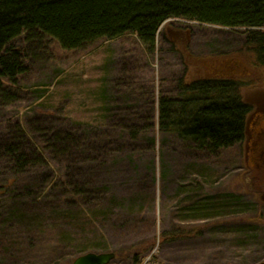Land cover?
Here are the masks:
<instances>
[{
	"label": "rangeland",
	"instance_id": "obj_1",
	"mask_svg": "<svg viewBox=\"0 0 264 264\" xmlns=\"http://www.w3.org/2000/svg\"><path fill=\"white\" fill-rule=\"evenodd\" d=\"M176 29L186 30L176 33ZM235 31L167 21L158 36V51L150 60L133 34L101 39L81 50L63 49L53 38L40 34L37 42L28 43L22 35L14 45L27 52L25 64L29 68L20 75L25 92L16 105L2 112L0 123L18 117L23 122L36 119V126L48 130H66L78 122L83 129L87 126L93 131L103 114L104 90L112 89L117 80L126 77L132 84H141L146 92L155 89L156 95L163 81V90L168 93L171 81L180 73L181 49L187 45L201 58L220 57L222 53L235 56L245 50L242 32ZM226 66H230V75H241V96L252 106L242 142L209 157L189 146L183 149L171 139L164 148L161 143L156 145L154 156L147 151L144 155L132 152L112 155L100 163L90 162L87 177L98 185H107V197L117 198V206L110 208L112 214L104 216L97 207L88 210V220L72 228L78 237L53 225L27 253L23 240L11 247L0 246V264H73L88 252L116 253L110 264H263L264 67L242 61H229ZM123 92L113 91L117 98L114 105L124 106ZM138 92L131 95V100L138 97ZM61 166L65 168V164ZM50 167L59 170L57 164ZM22 180L25 183V178ZM230 194L243 197L244 206L237 214L230 208L201 218L188 213L192 205L210 196L224 201ZM1 222L0 217L2 234ZM174 225L192 230L173 239ZM17 254L20 256L16 258ZM133 255L140 260L135 262ZM66 259L71 261L63 262Z\"/></svg>",
	"mask_w": 264,
	"mask_h": 264
},
{
	"label": "trees",
	"instance_id": "obj_2",
	"mask_svg": "<svg viewBox=\"0 0 264 264\" xmlns=\"http://www.w3.org/2000/svg\"><path fill=\"white\" fill-rule=\"evenodd\" d=\"M170 20L241 31L245 50L235 56L222 53L201 58L186 45L180 52V73L171 81L168 93L163 81L156 95L155 89L146 92L126 77L117 80L112 89L104 90L103 114L93 131L78 122L66 130H48L36 126V119L23 122L18 117L0 123V217L4 230L0 246L11 247L23 240L27 253L53 225L74 236L76 225L88 220V210L97 207L104 216L111 215L117 198L107 197L109 187L87 177L90 162L132 152L144 155L147 151L154 156L156 145L161 143L164 148L171 139L183 149L189 146L209 157L242 142L252 106L241 96V75H230L226 65L242 61L264 67V0H0V115L25 92L20 75L29 68L27 52L14 45L20 36L34 43L39 34L45 35L63 49L81 50L101 39L133 34L150 60L158 51L160 30ZM205 59L213 62L205 64ZM123 71L128 73L126 67ZM115 89L124 90V106L114 105ZM131 90L139 91L134 101L131 95L136 91ZM52 164L59 170L50 167ZM242 200L235 194L224 201L210 196L192 205L188 213L201 218L230 208L237 214L244 206ZM184 225H174L173 239L192 230ZM132 257L135 262L140 260Z\"/></svg>",
	"mask_w": 264,
	"mask_h": 264
},
{
	"label": "water",
	"instance_id": "obj_3",
	"mask_svg": "<svg viewBox=\"0 0 264 264\" xmlns=\"http://www.w3.org/2000/svg\"><path fill=\"white\" fill-rule=\"evenodd\" d=\"M116 257L114 252H88L78 256L73 264H110Z\"/></svg>",
	"mask_w": 264,
	"mask_h": 264
},
{
	"label": "flooded vegetation",
	"instance_id": "obj_4",
	"mask_svg": "<svg viewBox=\"0 0 264 264\" xmlns=\"http://www.w3.org/2000/svg\"><path fill=\"white\" fill-rule=\"evenodd\" d=\"M260 130H261V129H259V130H256V133H258V134H259V133H260Z\"/></svg>",
	"mask_w": 264,
	"mask_h": 264
},
{
	"label": "bare ground",
	"instance_id": "obj_5",
	"mask_svg": "<svg viewBox=\"0 0 264 264\" xmlns=\"http://www.w3.org/2000/svg\"><path fill=\"white\" fill-rule=\"evenodd\" d=\"M25 59H27V57H25Z\"/></svg>",
	"mask_w": 264,
	"mask_h": 264
}]
</instances>
